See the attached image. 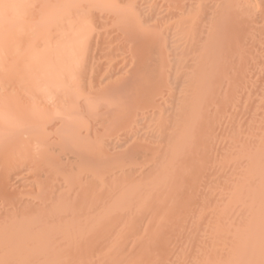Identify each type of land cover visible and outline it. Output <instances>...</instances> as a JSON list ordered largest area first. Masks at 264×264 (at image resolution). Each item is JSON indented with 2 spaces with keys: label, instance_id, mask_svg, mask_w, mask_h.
<instances>
[{
  "label": "bare ground",
  "instance_id": "1",
  "mask_svg": "<svg viewBox=\"0 0 264 264\" xmlns=\"http://www.w3.org/2000/svg\"><path fill=\"white\" fill-rule=\"evenodd\" d=\"M37 2L0 0V264H264V0Z\"/></svg>",
  "mask_w": 264,
  "mask_h": 264
},
{
  "label": "rangeland",
  "instance_id": "2",
  "mask_svg": "<svg viewBox=\"0 0 264 264\" xmlns=\"http://www.w3.org/2000/svg\"><path fill=\"white\" fill-rule=\"evenodd\" d=\"M48 0H46V2H47ZM51 2L52 1H54V0H50ZM59 1V0H58ZM35 2H36V0H35ZM38 2L40 3L41 2V7L39 6V8L38 7H36V6H34V5H31L32 7H30L29 9H28V11H27V15H30V19L28 18L27 20H33V25H34V27L33 28H35L36 29V27L35 26H37L38 27V24H40V25H44L43 24V21H41V20H45L44 22H46L47 21V19H49V17H51L52 16V14L53 13H55L56 12V10H57V3H54V2H52V4H51V2H49V3H46L48 6H49V8H50V10H49V12H50V14H48L47 16H43V14L44 13H42V11H39V9H42L43 7H44V2L42 1V0H38ZM38 2H37V4L36 3H34L35 5H37L38 6ZM51 6V7H50ZM38 8V9H37ZM47 10H48V8H47ZM47 10H45V11H47ZM53 12V13H52ZM38 15V19H39V22H37L36 20H34L35 18L34 17H36ZM42 16V18H40ZM45 17H47V19H45ZM37 19V20H38ZM29 21L27 22V23H29ZM31 21H30V23H31ZM28 24V25H26V26H29V25H31V24ZM39 25V26H40ZM31 27V26H30ZM38 29V28H37Z\"/></svg>",
  "mask_w": 264,
  "mask_h": 264
}]
</instances>
